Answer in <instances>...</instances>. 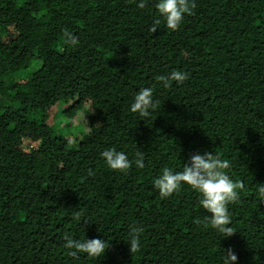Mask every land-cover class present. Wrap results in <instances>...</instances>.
<instances>
[{
	"label": "trees",
	"instance_id": "trees-1",
	"mask_svg": "<svg viewBox=\"0 0 264 264\" xmlns=\"http://www.w3.org/2000/svg\"><path fill=\"white\" fill-rule=\"evenodd\" d=\"M156 2L0 0V264H224L228 248L233 264H264V0H195L176 30ZM174 70L189 78L165 88L156 78ZM148 87L156 108L142 117L130 108ZM59 102L79 136L48 122ZM111 148L127 172L102 158ZM206 151L245 185L228 237L194 222L211 213L189 185L167 198L154 186ZM131 224L143 228L135 253ZM65 234L109 247L73 257Z\"/></svg>",
	"mask_w": 264,
	"mask_h": 264
},
{
	"label": "clouds",
	"instance_id": "clouds-1",
	"mask_svg": "<svg viewBox=\"0 0 264 264\" xmlns=\"http://www.w3.org/2000/svg\"><path fill=\"white\" fill-rule=\"evenodd\" d=\"M139 8L146 7V0H140L137 5ZM155 8L158 13L164 18L166 27L171 30H176L181 25L185 14L192 15L196 8L195 0H158L155 3ZM161 23L159 18L155 19L149 28V32L154 34L158 30ZM65 44L77 45L79 40L70 31L64 29ZM189 78V73L179 70L172 71L169 75H160L156 79L163 82L165 88L171 86V82L183 83ZM156 103L153 102V89L141 88L134 97V102L131 104L130 110L133 113H139L142 117L149 116V110L155 109ZM134 161L137 168L143 169L144 154L137 152ZM109 168L121 172H127L132 166L133 161L129 160L128 156L115 148L104 150L101 153ZM231 167L230 161L221 159V154L213 152H199L190 154L187 163L183 164L181 171H174L171 168L165 167L162 169L161 175L154 180V186L159 190L162 198L171 196L174 192L181 189L182 184L189 185L193 190L197 191L201 198L200 205L211 215L205 216L203 221L196 219L197 224L204 223L205 227L209 225L221 233L224 237L231 236L235 230L230 226L231 216L228 210L230 203H235L239 200V190H243L245 185L243 181H234L226 171ZM93 171L89 169V175H93ZM258 195L264 202V184H259ZM73 219L81 222V213L74 214ZM88 222L87 220H83ZM143 228L137 224L129 225V240L130 252L135 253L140 251V235ZM66 249H74L69 255L76 257L78 253H86L90 257L98 258L104 254L109 244L101 238L91 239H74L72 236L65 234L64 236ZM225 252V251H224ZM238 257L231 248L225 252L224 264H233Z\"/></svg>",
	"mask_w": 264,
	"mask_h": 264
},
{
	"label": "rangeland",
	"instance_id": "rangeland-1",
	"mask_svg": "<svg viewBox=\"0 0 264 264\" xmlns=\"http://www.w3.org/2000/svg\"><path fill=\"white\" fill-rule=\"evenodd\" d=\"M34 68L37 67L38 64L34 63ZM34 68H31L30 71H33ZM66 105L62 102L57 103L54 105L51 110L49 111V120L48 122L52 124L56 129L64 131L65 134L73 135L72 138H75L76 135L79 136V131L77 127H74L71 124V119L69 116L66 115L63 111L65 110ZM70 122V123H69Z\"/></svg>",
	"mask_w": 264,
	"mask_h": 264
}]
</instances>
